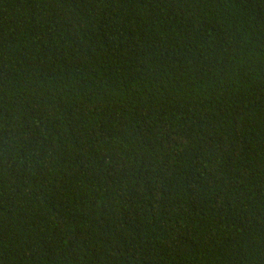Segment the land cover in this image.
Listing matches in <instances>:
<instances>
[{
  "label": "trees",
  "instance_id": "16d2710c",
  "mask_svg": "<svg viewBox=\"0 0 264 264\" xmlns=\"http://www.w3.org/2000/svg\"><path fill=\"white\" fill-rule=\"evenodd\" d=\"M0 264H264V0H0Z\"/></svg>",
  "mask_w": 264,
  "mask_h": 264
}]
</instances>
